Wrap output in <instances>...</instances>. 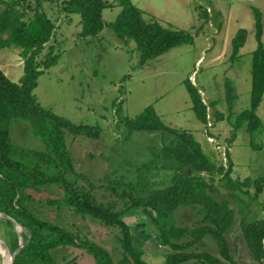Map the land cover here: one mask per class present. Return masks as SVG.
I'll use <instances>...</instances> for the list:
<instances>
[{
  "label": "rangeland",
  "instance_id": "374dc122",
  "mask_svg": "<svg viewBox=\"0 0 264 264\" xmlns=\"http://www.w3.org/2000/svg\"><path fill=\"white\" fill-rule=\"evenodd\" d=\"M36 1L54 25L52 35L44 43L38 58L48 47L57 54V58L55 63L38 74L32 92L40 106L72 124L99 127V133L91 137L63 129L66 148L79 175L77 183L86 185L87 180L90 181L95 186L93 197L103 202L112 200L116 208H122L124 201L129 202L128 198L118 197L101 185L111 186L112 180L132 182L137 195L169 180L172 168H162L161 157H154L150 151L155 152L161 145V132L128 130L123 123L125 118L134 117L147 105L152 106L163 123L189 131L216 164L226 163L227 152L231 161V177H264V92L255 108L263 127L254 131L252 138L244 124L233 130L230 122L249 104L251 51L256 45L252 6L260 14V40L264 45V0H131L142 10L144 18H155L163 25L182 28L193 36L191 43L172 46L142 64H138V51L133 41L129 40L127 44L120 42L109 27L119 10L116 0H107L111 5L102 8L101 30L95 35L85 36L78 34L79 15L65 13L61 9L62 0H26L31 8H27L25 17L31 14ZM238 27L246 29V37L236 56L230 58V38ZM21 59L19 47H0V69L13 81L22 73ZM186 78L196 86L207 105L205 122L194 116L184 85ZM226 79L235 94L231 114H228L225 101ZM215 111L221 113L220 118H216ZM8 128L9 138L17 149L16 156L25 150L45 149L27 120L13 117ZM154 162L158 165H152ZM143 163L148 168L142 166ZM66 176L72 179L73 175ZM213 183L218 189V192H211L213 197L226 199L234 210L233 221L224 232L231 258L236 263L261 264L251 257L240 233V205L226 194L220 181L214 180ZM119 187L116 192L121 191ZM123 188L124 195L127 187ZM248 190L252 193L253 186ZM26 192L22 200L33 215L60 224L80 238L104 247L113 264H121L118 261L122 258L119 226L77 212L71 206L54 204L50 200L62 196V190L56 183L27 188ZM243 197L250 200L249 216L264 213V184L253 200ZM200 213L199 204L179 205L173 212L174 223L196 226ZM124 214L122 219L129 226L132 244L141 248L140 258L149 264H166L165 253L169 248L153 237V231L149 230L152 224L146 220L147 217L134 208ZM2 218L0 215V239L11 252L8 244L11 232ZM138 222H146L140 231L136 226ZM19 227L22 240L20 232L26 231ZM13 228L18 242L14 225ZM190 237L184 234L174 242H184ZM176 251H204L228 263L209 234L188 246L176 248ZM51 254L61 264H95L93 256L81 245L58 246ZM4 257L9 256L0 244V264ZM126 258L122 264H137L127 253ZM175 264L209 263L192 257Z\"/></svg>",
  "mask_w": 264,
  "mask_h": 264
},
{
  "label": "trees",
  "instance_id": "16d2710c",
  "mask_svg": "<svg viewBox=\"0 0 264 264\" xmlns=\"http://www.w3.org/2000/svg\"><path fill=\"white\" fill-rule=\"evenodd\" d=\"M116 3L119 10L110 21L109 27L120 42L127 44L129 40L133 41L138 51V64L172 46L192 42L193 36L190 32L163 25L155 18H144L142 10L131 0H116ZM110 5L111 2L107 0L61 1V9L65 13L75 12L79 15L78 34L81 36L95 35L101 30L103 25L101 10ZM27 8L31 6L26 0H0V47L17 46L22 57V73L16 81L9 79L0 69V211L14 218L26 231L20 232L23 244L13 255L11 264H61L53 258L51 251L65 245L83 246L85 251L93 256L95 264H113L110 253L104 247L80 238L60 224L38 218L26 208L22 200V195L27 194L26 189L49 183L58 184L62 190L60 198L50 200L54 204L71 206L77 212L85 213L106 224L119 226L122 258L118 261L121 264L127 261L126 253L131 255L137 264H149L140 258L141 248L132 244L129 226L122 219L124 213L131 208L147 217L146 220L152 224L149 230L153 231V237L169 248L165 253L166 264H175L192 257L209 264H244L236 263L228 252L224 232L233 221L234 210L227 204L226 199L213 197L211 192H218L214 180L220 181L226 189V194L240 205L241 217L238 225L242 238L251 257L264 264V213L249 216L247 210L250 200L243 197L253 200L264 184V177L244 176L241 179L231 177V161L227 152L226 163L216 164L189 131L163 123L150 105L144 107L134 117L125 118L123 123L128 130L161 132V145L155 152L150 151L154 157L158 155L161 157L162 168L165 169L166 166L172 168L169 180L137 195L134 194L132 182L117 183L112 180L111 186L101 185L118 197L128 198L129 202L124 201L122 208H116V203L112 200L103 202L93 197L92 190L95 186L90 181L87 180V186L77 183L79 175L74 170L70 152L66 148L63 129L67 128L73 134L90 137L96 136L100 129L96 125L72 124L37 102L32 92L36 78L42 69L55 63L57 58L51 47L47 48L40 59L38 58L44 43L52 35L54 25L49 15L39 7L38 1L32 6L31 14L25 17ZM252 10L256 45L251 51L249 104L236 113L232 120L227 115L233 130L244 124L251 138L254 131L263 127L255 114V108L264 92V45L260 40L262 24L259 11L254 6ZM245 37L246 29L238 27L230 38V58L236 56ZM184 85L194 116L205 122L206 103L196 86L187 78L184 79ZM225 90L228 114H231L235 94L227 79ZM13 117L27 120L31 130L44 143L45 149L25 150L16 156L17 149L9 138L8 128ZM220 117L221 113L216 112V118ZM152 165L158 164L154 162ZM142 166L146 167V164L143 163ZM66 174H72V179ZM119 185L121 191L116 192ZM123 186L127 187L124 195ZM250 186H253L252 193L248 190ZM195 204H199L201 211V217L196 220L198 225L193 227L176 225L173 218L174 210L179 205ZM2 219L11 232L8 244L12 251L17 246V235L12 222L6 217ZM145 223H136L139 231L143 229ZM184 234L191 237L184 242H174V239ZM205 234L213 237L218 244L219 253L228 260V263L204 251L179 253L176 251V248L188 246Z\"/></svg>",
  "mask_w": 264,
  "mask_h": 264
},
{
  "label": "water",
  "instance_id": "95a60500",
  "mask_svg": "<svg viewBox=\"0 0 264 264\" xmlns=\"http://www.w3.org/2000/svg\"><path fill=\"white\" fill-rule=\"evenodd\" d=\"M0 213H1V215H2L3 217H6L7 219H9V220L12 222V224L14 225L15 229L17 230V234H18V242H17V246H16L11 252L8 251V247H7L6 243L3 242V241L0 239V244H1L2 248L5 250V252L8 253V256H9L8 264H11V262H12V258H13V255H14L15 252L18 250V248L22 246L23 241H22L21 238H20L19 228H17V225H19V223L16 222L14 218H12L11 216L5 214L4 212L0 211Z\"/></svg>",
  "mask_w": 264,
  "mask_h": 264
},
{
  "label": "bare ground",
  "instance_id": "6f19581e",
  "mask_svg": "<svg viewBox=\"0 0 264 264\" xmlns=\"http://www.w3.org/2000/svg\"><path fill=\"white\" fill-rule=\"evenodd\" d=\"M0 215H1V213H0ZM2 216V215H1ZM3 217V216H2ZM17 228H20L19 227V225H17ZM4 250V249H3ZM4 252H5V250H4ZM5 253H7V252H5ZM8 259H9V257H4L3 258V261H2V264H8Z\"/></svg>",
  "mask_w": 264,
  "mask_h": 264
}]
</instances>
